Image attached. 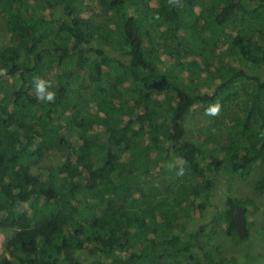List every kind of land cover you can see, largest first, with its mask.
Returning a JSON list of instances; mask_svg holds the SVG:
<instances>
[{"label": "trees", "instance_id": "obj_1", "mask_svg": "<svg viewBox=\"0 0 264 264\" xmlns=\"http://www.w3.org/2000/svg\"><path fill=\"white\" fill-rule=\"evenodd\" d=\"M85 1L0 0V264H233L207 227L246 239L233 214L253 200L228 194L189 233L178 221L221 170L264 166V75L245 70L264 67V0H98L103 24ZM213 108L220 143L186 125ZM53 150L62 162L43 166ZM253 187L264 202V171Z\"/></svg>", "mask_w": 264, "mask_h": 264}, {"label": "rangeland", "instance_id": "obj_2", "mask_svg": "<svg viewBox=\"0 0 264 264\" xmlns=\"http://www.w3.org/2000/svg\"><path fill=\"white\" fill-rule=\"evenodd\" d=\"M154 1V0H153ZM151 0V4L153 3ZM83 7L88 11L86 15L93 16L94 20L97 24H103L104 17L101 13V9L98 3V0H87L83 3ZM9 36L6 34V29L4 25V21L0 14V49L7 47L9 45L8 42ZM181 41H184L182 39ZM110 55L117 56L118 54L111 49L106 48ZM212 63L216 64V67H223L227 66L229 63L224 58H221L220 53H216V59L212 61ZM235 68V67H234ZM263 68H253L251 66H247L245 70L252 75L260 74V76L264 75ZM188 70H191L189 73ZM184 71L187 72L188 76L190 73H194L195 79L199 78L197 72L189 67L188 65L185 66ZM209 71H213V68H209ZM216 73V72H215ZM203 73H200V77H203ZM46 83V91H47V79L40 78ZM205 80V79H204ZM215 80V79H214ZM217 82V80H216ZM37 84V83H36ZM35 84V86H36ZM85 84H88V81L85 79ZM206 84V83H204ZM197 85L203 86L199 81ZM90 86V84H89ZM204 91H207V87L203 88ZM242 97V92L238 93V97L234 99L232 104H239L240 98ZM106 106H109L108 104ZM235 106H228L227 110L235 111ZM225 111H221V109H217L214 113L212 111L208 113H200V112H193L192 116L187 118L186 125L190 127L194 132L200 133L202 136L207 132H216L220 130V137L218 142L220 143L221 139L224 136V130H221L224 125H218V129L215 128L214 122L215 119H220L224 116ZM63 152L58 153L56 151H49L46 153L42 165L46 166H54L57 167L62 162L61 155ZM221 174L218 175V180L216 183V189L212 198L210 199L209 203L205 202L202 203L201 200H196L194 202V207L202 203L203 207L201 208L202 212H195L191 214V217H182L179 219L178 224L181 229V232L189 233L193 230H196L199 226L206 225L209 220L213 218L216 212H220L224 209V200L226 196L229 194L233 197L239 198L240 200L244 201L245 198H249L254 201L256 205L255 211H249L252 215H249L244 211V218L246 220L245 231L246 234L244 237H247L244 240H231L229 239L226 234L224 233L223 225H219L216 228H211V226L207 227V231L210 232L211 241L210 243L213 245L219 246L229 258L234 260L233 264H264V234H262V229L264 228V202H262L257 196L254 194V183L259 179L264 171V166H259L257 169L252 171V173L245 178H240L238 176H233L229 178V175L221 170ZM167 175V174H166ZM240 207V206H239ZM196 209V208H194ZM217 221L214 220L216 224ZM11 235V231L9 230H1L0 229V256L4 253V243L5 240ZM243 237V238H244ZM178 264H191L190 260L187 258L186 260L179 262Z\"/></svg>", "mask_w": 264, "mask_h": 264}, {"label": "water", "instance_id": "obj_3", "mask_svg": "<svg viewBox=\"0 0 264 264\" xmlns=\"http://www.w3.org/2000/svg\"><path fill=\"white\" fill-rule=\"evenodd\" d=\"M244 211H245L244 208L236 207L235 212L233 214V220L236 224L237 234L239 237H244L246 234L245 231L246 221L244 218Z\"/></svg>", "mask_w": 264, "mask_h": 264}, {"label": "clouds", "instance_id": "obj_4", "mask_svg": "<svg viewBox=\"0 0 264 264\" xmlns=\"http://www.w3.org/2000/svg\"><path fill=\"white\" fill-rule=\"evenodd\" d=\"M37 89V98L43 99L46 101H51L54 98V94L52 92H46V83L44 81H38L36 84ZM214 113L216 111L215 108L211 109Z\"/></svg>", "mask_w": 264, "mask_h": 264}]
</instances>
